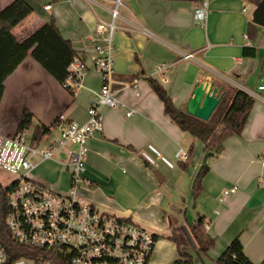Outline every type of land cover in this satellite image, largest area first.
I'll return each instance as SVG.
<instances>
[{
  "label": "crops",
  "instance_id": "0c3cea01",
  "mask_svg": "<svg viewBox=\"0 0 264 264\" xmlns=\"http://www.w3.org/2000/svg\"><path fill=\"white\" fill-rule=\"evenodd\" d=\"M13 1L0 0V11ZM24 1L32 13L12 29L14 38L22 42L54 21L88 72L83 88L72 94L28 56L4 82L0 130L17 132L28 111L32 131L27 132L44 147L58 138L59 124L85 123L92 92L101 87L90 61L97 41L90 36L98 22L112 21L110 12L117 8L112 46L113 91L119 105L101 110L102 132L88 142L84 177L89 186L83 196L98 209L130 218L157 236L150 264L186 260L181 254L193 264H215L235 238L253 264H264V165L259 161L264 151V93L257 90L264 84V28L252 22L260 0H208L205 25L193 19L194 4L201 0H119L117 7L116 0ZM188 53H196L195 59L182 60ZM162 64L168 66L165 82L156 74ZM149 79L181 110L196 82H212L221 91L224 86L238 89L254 103L241 134L224 140L219 154H206L198 139L164 114ZM39 125L49 131L35 140ZM148 144L167 158L182 150L188 159L171 169L161 162L148 166L140 157ZM46 164L52 165L39 162L34 172ZM202 168L207 171L194 194ZM61 174L63 186H57L66 190L70 176L67 169ZM199 220L200 233L214 241L206 254L199 252L190 230ZM170 236L178 240L179 249Z\"/></svg>",
  "mask_w": 264,
  "mask_h": 264
},
{
  "label": "built area",
  "instance_id": "2783aa9c",
  "mask_svg": "<svg viewBox=\"0 0 264 264\" xmlns=\"http://www.w3.org/2000/svg\"><path fill=\"white\" fill-rule=\"evenodd\" d=\"M118 4L116 0V7ZM208 10V0L195 3L194 21L205 25ZM110 15L112 21L98 22L90 36L97 41L90 61L100 74L101 87L92 92L85 123L59 124L58 138L44 147L36 146L27 130L10 135L0 130V177L2 173L11 177L5 186L0 182V196L4 198L0 264H148L150 260L154 247L150 232L130 218L99 211L82 194L89 186L84 177L88 142L102 132L101 110L119 105L113 91L116 81L112 46L117 8ZM195 55L188 53L181 58L193 60ZM167 69L162 64L156 70L161 82L166 81L163 74ZM67 72L63 88L75 94L83 88L88 65L77 59ZM257 90L264 93V84ZM131 114V110L126 112L127 117ZM61 149H66L65 167L70 174V185L64 192L52 190L34 177L38 163L52 160ZM140 157L148 166L157 167L161 162L170 169L188 159L182 150L173 159L167 158L152 144L140 152ZM259 161L264 165V151Z\"/></svg>",
  "mask_w": 264,
  "mask_h": 264
},
{
  "label": "trees",
  "instance_id": "16d2710c",
  "mask_svg": "<svg viewBox=\"0 0 264 264\" xmlns=\"http://www.w3.org/2000/svg\"><path fill=\"white\" fill-rule=\"evenodd\" d=\"M32 13L31 6L24 0H14L5 9L0 11V103L4 94L5 80L30 56L44 71H46L58 84H64L68 77L69 65L79 59L70 43L64 40L54 21L38 28L22 42H18L11 31L20 22ZM152 91L156 94L164 107L167 115L178 128L198 139L204 146L206 154H219L222 143L229 137L239 136L247 122L253 106V99L246 93L224 86L220 94H223L219 104L208 121H201L186 112L175 107L166 90L155 80H148ZM32 115L24 111L17 131L28 130L31 125ZM49 131L48 127L39 125L34 129V139L37 140ZM190 152L192 147H190ZM206 168H202L193 184V193L200 190V180ZM0 196V226L4 228V206ZM202 220H199L190 228L198 250L202 254L213 246V239L200 233ZM154 243L157 236L153 235ZM169 239L180 244L174 236ZM184 261L178 260L172 264H193L191 258L181 254ZM215 264H253L244 254L238 238L230 242L226 249L217 257Z\"/></svg>",
  "mask_w": 264,
  "mask_h": 264
},
{
  "label": "water",
  "instance_id": "95a60500",
  "mask_svg": "<svg viewBox=\"0 0 264 264\" xmlns=\"http://www.w3.org/2000/svg\"><path fill=\"white\" fill-rule=\"evenodd\" d=\"M252 22L264 28V0H260L257 4L252 15ZM221 89L212 82H196L192 96L187 101L186 112L201 121H208L223 95L220 94Z\"/></svg>",
  "mask_w": 264,
  "mask_h": 264
},
{
  "label": "rangeland",
  "instance_id": "374dc122",
  "mask_svg": "<svg viewBox=\"0 0 264 264\" xmlns=\"http://www.w3.org/2000/svg\"><path fill=\"white\" fill-rule=\"evenodd\" d=\"M31 129L32 128L30 127L29 130H27V131L31 132L32 131ZM36 146H38V144H36ZM49 163H51L52 165L46 164L40 168L39 172L35 171L34 177L36 178L37 181L41 180V177L52 181V182H50L47 180L49 183L48 182L45 183L44 181H39L40 183H42L43 185L47 186L48 188H50L52 190H55L58 192L66 191L67 189L66 190H60V187H58L59 183L61 184V186H63V179H62L63 175L61 173L63 172V170L66 171V169H67L65 167V165L67 164L66 149L59 150L53 156L52 161H49ZM54 172H56V173H54ZM67 172L69 173L68 170H67ZM69 176H70V174H69ZM10 179H11V177L9 175L2 173V175L0 177V180H1L0 182L2 183V185L5 186L9 183ZM98 210L102 211V212H107V211H103L100 209H98ZM148 264H150V260H149Z\"/></svg>",
  "mask_w": 264,
  "mask_h": 264
}]
</instances>
